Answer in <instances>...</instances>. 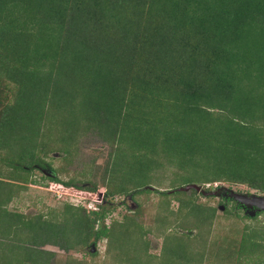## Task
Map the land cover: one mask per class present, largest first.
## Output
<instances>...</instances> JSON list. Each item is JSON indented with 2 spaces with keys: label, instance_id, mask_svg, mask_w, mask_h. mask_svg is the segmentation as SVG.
<instances>
[{
  "label": "trees",
  "instance_id": "1",
  "mask_svg": "<svg viewBox=\"0 0 264 264\" xmlns=\"http://www.w3.org/2000/svg\"><path fill=\"white\" fill-rule=\"evenodd\" d=\"M77 70L81 87L72 85ZM88 135L112 147L106 190L89 173L51 180L107 206L67 203L59 216L31 217L8 209L19 184H36L34 171L66 170L52 154L70 164ZM1 167L0 264H52L45 245L66 253L101 239L116 264L185 259L208 241L217 210L181 199L180 188L224 182L264 195V0H0ZM167 170L172 186L159 193L179 202L172 227L182 232L166 230L154 256L133 216L104 220L115 196L150 193ZM128 238L138 252L122 255ZM72 259L65 264H81Z\"/></svg>",
  "mask_w": 264,
  "mask_h": 264
},
{
  "label": "rangeland",
  "instance_id": "2",
  "mask_svg": "<svg viewBox=\"0 0 264 264\" xmlns=\"http://www.w3.org/2000/svg\"><path fill=\"white\" fill-rule=\"evenodd\" d=\"M63 67L64 69L60 68L66 71V65ZM71 79L73 86L81 87L86 82L78 70ZM85 87L87 88V86ZM14 89L15 85L13 83L7 84V90H12L10 93H7L10 101L13 100ZM58 95L62 98L64 106H66V90L59 91ZM74 95L72 98L79 99L84 94L82 89H80ZM111 151V145L102 142L98 136L88 135L80 143L79 151L74 155L72 158L73 162L70 164L66 162L67 155L65 158V155L62 153L52 154L51 157L54 159L53 164L58 168H61L62 165L66 167V170H62L58 175L52 174L48 170L34 171L32 178L37 183L19 184L22 185L20 191H15L16 194L8 204V209L31 217L37 214L59 216V213H62L60 211L67 203L75 206L87 205L86 209L91 211L98 210L99 205L107 206L105 199L98 200L97 204H93L92 200L94 198L90 199L89 196L87 198V193L79 194L75 192V189H66L56 184V182H52L51 177L58 176L63 180H68L71 175L78 177L82 172L89 173L87 177L91 178L98 185V189L106 190L104 188V174L106 165L110 160ZM0 170L4 172L5 169L1 167ZM173 179L174 173L172 170L158 171V174L151 181L150 193L138 194L135 196V200L131 196H115L112 199L113 206L108 207L110 209L108 211L110 212L105 216L104 225L110 227L114 221L122 222L125 216H133L135 221L144 227V238L146 237L145 239L149 243L148 252L154 256L161 255L166 240L164 234L166 230L171 231L170 233L179 232L180 235L182 232L181 230L175 231L172 227L179 226V202L168 198V196L164 197L159 193L160 191L169 189L172 186ZM11 183L14 186L18 185V182ZM221 186L236 193H255L254 190L247 186L224 182L208 184L203 189L214 191ZM14 189L16 188L14 187ZM191 191L189 190L186 192V195H180L179 197L183 200L192 198L196 203L204 206V208H216L217 217L211 228L212 233H209V239L207 242H204V246L203 243H198L197 248L190 251V253L188 252L185 259H177L175 256L170 255L171 264H242L246 261L250 262L247 264H264L262 258L264 257V212L256 216V212L248 213L242 207L237 208L232 201L226 202L223 198L218 197L219 191H216L217 194L212 197L205 196L198 191L197 194L193 195ZM84 196L86 197L84 198ZM100 198L102 197L100 196ZM167 201L169 202L168 211L170 212H168V216L166 217V214H164L165 210L162 207L164 205L167 207ZM243 206L244 208H250L245 204ZM194 233L196 232L194 231ZM194 233L189 234V236L194 237ZM106 243L107 240L101 239L95 245L94 252H92V248L90 247L89 249L85 248L74 252L66 251L65 253L64 250L53 245H45L42 247V250L55 254V258L53 259L54 264H65V261H73L72 258L81 262V264H116V261L106 254ZM119 250L122 255H126L129 252L133 253V250L134 254L138 252L137 249H133V242L130 238H128V241L123 246L119 247ZM90 251L96 256L91 257L89 255ZM145 257L148 258L147 256Z\"/></svg>",
  "mask_w": 264,
  "mask_h": 264
},
{
  "label": "water",
  "instance_id": "3",
  "mask_svg": "<svg viewBox=\"0 0 264 264\" xmlns=\"http://www.w3.org/2000/svg\"><path fill=\"white\" fill-rule=\"evenodd\" d=\"M193 189L198 192L203 193L204 195H216L217 194L216 192L217 190L213 192H207L201 186L194 185V184L187 185L185 187L180 188L179 190L187 192ZM229 193L232 195L231 197L234 198L237 202L245 204L248 207L256 206L258 211L260 212L264 211V195H258L255 193L240 194V193L233 192V190H230ZM94 251H95V245H92V252Z\"/></svg>",
  "mask_w": 264,
  "mask_h": 264
},
{
  "label": "flooded vegetation",
  "instance_id": "4",
  "mask_svg": "<svg viewBox=\"0 0 264 264\" xmlns=\"http://www.w3.org/2000/svg\"><path fill=\"white\" fill-rule=\"evenodd\" d=\"M229 191L230 190H227V189L220 190L219 193H218V197L223 198L226 202L232 201L236 205L237 208L242 207L248 213L256 212V214H255L256 216H258V215H260L262 213V212L257 210L256 206H252L250 208H247V207L244 208L242 203L237 202L234 198L231 197L232 195L229 193ZM240 194H250V193H240Z\"/></svg>",
  "mask_w": 264,
  "mask_h": 264
}]
</instances>
